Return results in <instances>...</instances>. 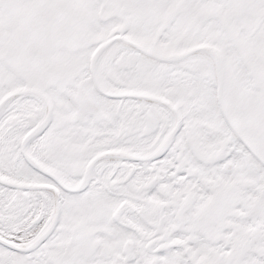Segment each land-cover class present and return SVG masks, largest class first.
Masks as SVG:
<instances>
[{
    "label": "snow or ice",
    "instance_id": "snow-or-ice-1",
    "mask_svg": "<svg viewBox=\"0 0 264 264\" xmlns=\"http://www.w3.org/2000/svg\"><path fill=\"white\" fill-rule=\"evenodd\" d=\"M0 264H264V0H0Z\"/></svg>",
    "mask_w": 264,
    "mask_h": 264
}]
</instances>
